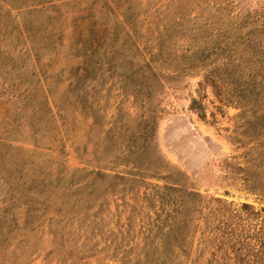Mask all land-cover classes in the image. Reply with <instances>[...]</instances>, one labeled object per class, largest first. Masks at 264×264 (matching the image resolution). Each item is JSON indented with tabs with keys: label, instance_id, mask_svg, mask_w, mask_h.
<instances>
[{
	"label": "rangeland",
	"instance_id": "1",
	"mask_svg": "<svg viewBox=\"0 0 264 264\" xmlns=\"http://www.w3.org/2000/svg\"><path fill=\"white\" fill-rule=\"evenodd\" d=\"M261 11L264 0H0V264H139L154 253L249 264L264 234V197L238 169L251 128L241 133L239 109L198 64L219 60L202 56L233 46L239 19ZM155 30L172 48L159 80L125 48L107 53L127 32ZM156 184L199 192L202 218L148 232Z\"/></svg>",
	"mask_w": 264,
	"mask_h": 264
},
{
	"label": "trees",
	"instance_id": "2",
	"mask_svg": "<svg viewBox=\"0 0 264 264\" xmlns=\"http://www.w3.org/2000/svg\"><path fill=\"white\" fill-rule=\"evenodd\" d=\"M247 16L243 17V20L239 19L236 23L240 27H238L239 29L236 33L232 34L233 36L236 35L235 40L230 39L231 37L226 35L230 37L231 41H235L232 42L233 46H229V43H227L224 47L218 48L216 45L208 47L206 49L207 52L202 57L207 58L215 54L221 58L210 64L211 66H207L209 64H206V62L200 63L203 60H200L198 65L208 67L207 78L218 92L225 97V101L234 103L239 109L236 117L241 122L240 125L243 130L241 133H246V129L251 128L250 130L247 129V131H251L248 136L251 141L246 146L243 145L242 140L238 142L239 146L241 145L240 147H244V152L242 153L244 162L243 165L238 167L240 180L245 190L255 192L259 196L264 197V11L254 12L252 19L249 14ZM258 22L260 23L259 25ZM248 24L250 25L244 31L243 36H238L241 26L244 25L246 27ZM157 28L158 26L154 25V29ZM126 34L128 43L125 44L123 42L121 44L122 47L117 49L116 42L112 41L109 44L107 53L112 52L118 55V52L123 53L125 48V52L128 51V59H140L141 68L148 69L149 73H143L144 75L154 80H159L160 71L158 66L160 64L158 62L163 61L166 55H170L169 52L172 51V48L163 50L158 43L155 44V41L157 42L159 39L158 30H155L152 35L146 31L144 33L127 32ZM94 42L95 40L93 39ZM167 52L168 54H165ZM183 69H188V66ZM193 108H199L195 99H193ZM202 116L204 115L202 114ZM146 166L148 167V163ZM152 186L154 190L152 198L158 201L159 206L154 211V216L157 218L146 224L148 232L152 230L151 225L154 222L158 223L156 225L157 229L163 231L164 227L167 230L164 232L165 236L171 233H180L185 229L187 231L191 222L202 218L201 216L195 217L196 213L202 210V207L195 208V205H198L199 198H201L199 192L186 190V192L181 193L180 189L174 186H160L157 184ZM214 200L220 202L219 198ZM241 205L244 210L252 207L246 203ZM159 210L165 211L166 220H158L159 215L157 212ZM259 211L264 213V207H261ZM220 212L213 218V221L215 219L218 220L215 228L217 233H220L224 228L223 222L220 221ZM256 234V255L247 258L245 263L264 264V234L260 231ZM176 240L174 238V241ZM161 245H164L163 248L173 247L172 242H166L165 239L161 240ZM142 259L143 262L139 264H165V260L160 254L156 253L150 257H142ZM237 263L241 264L240 261ZM167 264H182V261L176 260L175 257H170V261ZM205 264H219V259H213L211 263L207 261Z\"/></svg>",
	"mask_w": 264,
	"mask_h": 264
}]
</instances>
